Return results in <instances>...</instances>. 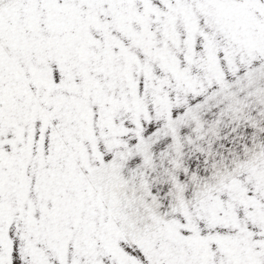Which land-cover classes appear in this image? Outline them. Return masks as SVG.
<instances>
[{"label":"snow or ice","instance_id":"1","mask_svg":"<svg viewBox=\"0 0 264 264\" xmlns=\"http://www.w3.org/2000/svg\"><path fill=\"white\" fill-rule=\"evenodd\" d=\"M0 264H264V0H0Z\"/></svg>","mask_w":264,"mask_h":264}]
</instances>
